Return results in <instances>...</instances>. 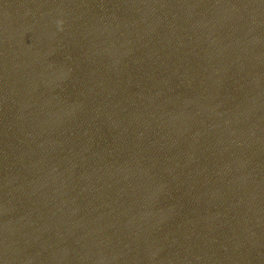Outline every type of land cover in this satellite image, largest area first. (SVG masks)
I'll return each instance as SVG.
<instances>
[{"label": "water", "instance_id": "95a60500", "mask_svg": "<svg viewBox=\"0 0 264 264\" xmlns=\"http://www.w3.org/2000/svg\"><path fill=\"white\" fill-rule=\"evenodd\" d=\"M0 264H264V0H0Z\"/></svg>", "mask_w": 264, "mask_h": 264}]
</instances>
